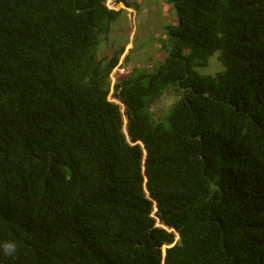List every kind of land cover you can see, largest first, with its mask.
I'll use <instances>...</instances> for the list:
<instances>
[{
    "label": "trees",
    "instance_id": "1",
    "mask_svg": "<svg viewBox=\"0 0 264 264\" xmlns=\"http://www.w3.org/2000/svg\"><path fill=\"white\" fill-rule=\"evenodd\" d=\"M167 1L166 56L114 85L125 133L121 10L0 0V264H264V0Z\"/></svg>",
    "mask_w": 264,
    "mask_h": 264
},
{
    "label": "rangeland",
    "instance_id": "2",
    "mask_svg": "<svg viewBox=\"0 0 264 264\" xmlns=\"http://www.w3.org/2000/svg\"><path fill=\"white\" fill-rule=\"evenodd\" d=\"M105 4L111 9L121 10L120 17L112 24L106 39L101 43L99 54L106 59L115 55L118 57L117 64L110 73L108 99L119 104L123 112V130L127 133L124 105L115 96L114 85L130 75L135 68H150L164 59L166 26L176 22L175 10L167 0H105ZM221 69L222 65L216 54L210 57L205 66L198 67L201 73H216ZM178 97V91L171 88L153 98L149 106L153 117L157 120L164 118ZM155 212L156 208L153 215ZM156 225L172 230L157 217ZM168 246L163 245V252Z\"/></svg>",
    "mask_w": 264,
    "mask_h": 264
},
{
    "label": "clouds",
    "instance_id": "3",
    "mask_svg": "<svg viewBox=\"0 0 264 264\" xmlns=\"http://www.w3.org/2000/svg\"><path fill=\"white\" fill-rule=\"evenodd\" d=\"M5 247H6V252L8 254H11L12 252L15 251L16 245L15 244H8Z\"/></svg>",
    "mask_w": 264,
    "mask_h": 264
}]
</instances>
